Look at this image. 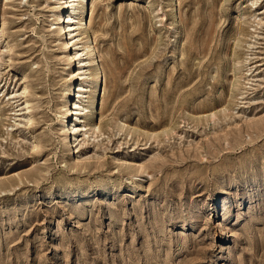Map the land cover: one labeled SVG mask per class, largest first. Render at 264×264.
<instances>
[{"label": "rangeland", "instance_id": "obj_1", "mask_svg": "<svg viewBox=\"0 0 264 264\" xmlns=\"http://www.w3.org/2000/svg\"><path fill=\"white\" fill-rule=\"evenodd\" d=\"M64 2L0 0V264H264V0Z\"/></svg>", "mask_w": 264, "mask_h": 264}, {"label": "bare ground", "instance_id": "obj_2", "mask_svg": "<svg viewBox=\"0 0 264 264\" xmlns=\"http://www.w3.org/2000/svg\"><path fill=\"white\" fill-rule=\"evenodd\" d=\"M64 1V0H63ZM74 3H75V0H65V2H64V8L65 9H68V10H71V9H73V7H74ZM87 4L89 5L90 4V0H81V9L83 10V11H85L86 10V7H87ZM91 6V5H90ZM69 12V11H68ZM71 14V13H70ZM82 18H83V15H82ZM61 19H62V21H63V23H62V27H61V33L62 34H65V35H69V36H71V38H70V41L68 42V46H70V45H73V46H77L78 45V43H76V40L77 39H79L82 35H83V33L82 34H79V35H77V36H75V37H72V31H71V29H70V26H71V22H72V20L71 19H73V18H71V16L70 15H66V16H61ZM81 26H83V24H80ZM74 30V29H73ZM79 30V29H78ZM74 31H76V30H74ZM81 45V44H80ZM79 46V45H78ZM71 47V46H70ZM81 49H83V53H85L84 55L85 56H87V55H92L94 52H95V49L96 48H94L93 46H92V44H86V46H84V47H82ZM79 50V49H78ZM75 51H77V50H75ZM73 57V56H72ZM77 57V54L75 55V57H74V59ZM82 60V59H81ZM79 61L78 60V62H79V65H80V67L83 65L82 64V61ZM84 69V68H83ZM95 77H98V74H95ZM79 92L78 93H81V92H83V91H87L88 89H86V87L84 86V85H80L79 86ZM103 91V90H102ZM96 92L97 91H95V94H96ZM101 95V94H100ZM93 100H96V98H94ZM75 105H77V104H75ZM27 106V105H26ZM29 106V105H28ZM28 108V107H27ZM86 111V109H82V110H78V109H74L73 110V115L74 116H76L77 117V119H79V116L80 115H82L84 112ZM70 115V114H69ZM72 115V116H73ZM215 117V116H214ZM98 127V126H97ZM68 128H69V130H72V129H70V124L68 125ZM96 131H100V129L99 128H96Z\"/></svg>", "mask_w": 264, "mask_h": 264}]
</instances>
